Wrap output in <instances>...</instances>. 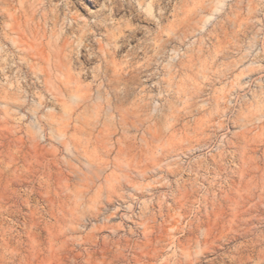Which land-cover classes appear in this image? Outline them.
<instances>
[{"label":"rangeland","instance_id":"374dc122","mask_svg":"<svg viewBox=\"0 0 264 264\" xmlns=\"http://www.w3.org/2000/svg\"><path fill=\"white\" fill-rule=\"evenodd\" d=\"M0 264H264V0H0Z\"/></svg>","mask_w":264,"mask_h":264}]
</instances>
